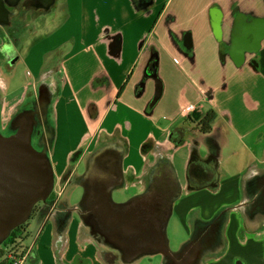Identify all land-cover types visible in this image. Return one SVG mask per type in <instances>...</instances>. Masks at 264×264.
I'll list each match as a JSON object with an SVG mask.
<instances>
[{
    "label": "crops",
    "instance_id": "crops-1",
    "mask_svg": "<svg viewBox=\"0 0 264 264\" xmlns=\"http://www.w3.org/2000/svg\"><path fill=\"white\" fill-rule=\"evenodd\" d=\"M213 6L223 13L225 38L239 12H263L261 0H62L59 9L43 17L17 65L24 64L28 77L34 74L39 86L49 88L44 111L56 129L48 147L54 176L67 169L78 151L89 156L101 137L117 135L125 152L123 188L139 183L143 191L151 173L143 172L146 144L158 146L157 153L146 154L154 159L152 166L167 161L175 174L172 156L186 149L185 177L176 175L181 193L172 205L178 212L174 238L181 242L174 250L169 245L171 252L187 247L198 254L205 247L199 264H264V43L257 71L248 66L237 70L229 60L223 69V52L210 26ZM153 56L162 96L151 106L155 82L148 79L143 88L142 82ZM46 74L51 88L41 78ZM0 81L4 135L12 117L3 115L6 82ZM188 104L198 110L184 118L181 111ZM211 110L218 117L212 131L201 134L198 124ZM57 130L67 133L70 142L55 152ZM177 130L190 133L178 147L169 140ZM192 159L217 174L214 190L219 186L216 194L221 191L224 200L188 199L205 189L188 188ZM59 201H51L49 211L42 214L46 207L32 219L26 243L32 256L25 264H108L96 242L80 235L76 216L61 210L57 217Z\"/></svg>",
    "mask_w": 264,
    "mask_h": 264
},
{
    "label": "water",
    "instance_id": "water-1",
    "mask_svg": "<svg viewBox=\"0 0 264 264\" xmlns=\"http://www.w3.org/2000/svg\"><path fill=\"white\" fill-rule=\"evenodd\" d=\"M12 1V0H11ZM17 1V0H16ZM44 10L48 11L55 0H43ZM263 12L257 14L251 9L239 12L232 20L229 35L225 38L224 16L217 6L209 11L210 26L217 42L223 45V54L219 56L220 66L224 69L228 60L239 70L248 66L252 70L259 67L258 55L264 43V0H261ZM4 4H13L8 0H0V25L7 23V13ZM33 4V2H32ZM5 11V12H4ZM16 61V60H15ZM257 71V70H256ZM142 82L152 79L155 82V94L151 106H154L162 96V84L155 69L146 74ZM1 87V83H0ZM1 89V88H0ZM37 110L15 111L10 120V130L5 135L0 134V245L17 227L30 220L36 204L41 203L39 212L46 208L47 198L54 186V173L48 158V150L43 147L38 150L32 146V133L38 119ZM176 133L172 131L171 134ZM175 135L180 134L176 133ZM169 136L176 147L182 146L184 140ZM124 150L112 145H105L95 150L86 161L85 172L78 177L79 185L85 186L96 163L99 166L115 165L114 174L117 185H102V198L98 205L99 216H93L84 209L83 192L80 201L72 205L68 202L67 216H72L69 209H75L80 225L86 229L81 234L93 239L100 247L112 250L119 255L122 262L135 264L146 257L160 256V264H180L187 254L186 251L172 253L167 238V225L172 213V205L180 197L181 188L171 165L158 161L149 175L145 190L131 200L114 203L112 192L121 189L123 182ZM111 158L112 161L108 162ZM195 165V166H193ZM192 159L186 173L187 184L192 191L202 188H216L217 174L212 170H203ZM163 169V170H160ZM160 171L159 177L154 174ZM214 173V174H213ZM102 182V181H100ZM38 212V213H39ZM225 211L223 212V214ZM61 216V214H58ZM190 240L188 246L193 247ZM176 254V255H174ZM195 257L198 254H192ZM165 258L169 260L166 262Z\"/></svg>",
    "mask_w": 264,
    "mask_h": 264
},
{
    "label": "flooded vegetation",
    "instance_id": "flooded-vegetation-1",
    "mask_svg": "<svg viewBox=\"0 0 264 264\" xmlns=\"http://www.w3.org/2000/svg\"><path fill=\"white\" fill-rule=\"evenodd\" d=\"M8 1L13 2V4H4V9L7 13V23L4 25H0V28L10 30L11 36H14L15 34H19V33L24 32L26 30L25 26L28 24V22L31 19H33V24H34V32L32 34V35H34V33L36 31L35 28H37L36 25L43 19V17L49 16L50 13L54 11L53 9H55L56 7L59 9L61 4H62V0H55L54 5L48 11H45L44 10V4L42 2L43 0H17V1L16 0H12V1L8 0ZM135 1L142 2L143 0H135ZM32 2H33V4H32ZM16 43H17V40H15V42H13V41L8 40L7 36L4 37L3 43H2V45H0V71H3L2 67L5 70H11L15 64L17 65L18 57H19L20 53L22 52V50L24 49L25 44L27 42H25L20 47H17ZM222 47H223V45L220 43V49L221 50L223 49ZM4 60L6 63L3 66L2 64H3ZM41 78H44V80L46 82H48L47 83L48 86L51 88L50 75L46 74L44 77L41 76ZM37 79H39V83L37 85H35L33 88L31 86H29V88H27V90L24 94V97L22 98L23 100L21 99L22 101L19 103L20 105L18 104L19 105L18 108L20 107L19 112L37 110L36 112L38 113V119H36V124L34 127V131L32 133V146L33 147L35 146L34 148H37L38 150H42L43 147L47 148V150H48V147L50 145L49 142L53 139V129H52V126L50 125L48 117L44 111V104H45L46 100H48V98H49V96L47 97V95L49 93V88L47 87V85L39 86L40 78L38 77ZM153 99H154V95H153L152 100ZM152 100H151V102H152ZM21 105H22V107H21ZM22 108H24V109H22ZM15 111L16 110H14V113H16ZM10 120H9L8 125H7L8 126L7 130H10V128H11L9 126ZM197 130L199 131L198 127H197ZM1 131H0V134H1ZM176 133L177 134L179 133L181 137H179L178 135H175ZM176 133L169 134V136H171V138L173 136L174 139H175L174 136H176V137L178 136L179 138L183 139L184 142L190 136L189 132L183 131V130H179V131L177 130ZM156 149H158V146H152V145L146 146V151L149 152L150 154L155 152ZM89 156H82L81 151H78L76 154H74L71 157V163L73 164V169L70 170L68 175L64 177V181L67 184L66 187L70 188L67 197L66 198L63 197V194L56 197L55 190L52 189V192L50 193L49 197L47 198V203H48L46 205L47 208L44 209L42 214L49 211V209H50L49 204L51 202L50 200H62V201H59L60 204L57 205V207L54 209V212H58V214H61V212H60L61 210H65V212H66L68 210V207H69L68 202H70V200H72L77 193H79V196L77 197L78 201L82 200L81 199L82 194H83V192H85V189L83 187H85L87 190V193L83 199L85 202L84 209L88 213L92 214L93 216H99L98 205H100L101 200H104L103 198L101 200H99L98 195H101V193H102L100 190V187L103 184L104 185L112 184V186L117 185L118 182H116V178H114V174H117V172H116L114 164L110 165V166H99L98 163H96L93 167L92 173L90 174L89 178L87 179L85 186L81 187L79 185V182H78V177H80L85 172L86 161H87ZM112 159L113 158H111L108 162H111ZM193 166H195V165H193ZM81 167H82V171L80 173ZM197 168H199V167H197ZM160 170H163V169H160ZM159 173H160V171H157L153 177L158 178ZM123 177H124V175H123ZM100 181H102V182H100ZM122 183L123 184H122L121 188H123V186H124V178H123ZM137 184H139V183H135L132 185H133V187H137V186H139ZM129 188H132V187L128 186L127 189H129ZM75 190H77V191L75 192ZM117 190H115V191H117ZM115 191L112 192L111 200H114L113 199V193ZM134 196H136V194L130 195L128 200H131L132 198H134ZM40 206H41V203H38L33 208L32 213H31V219L37 215V213L39 212ZM69 213L72 214V216H76V217L78 216L77 214H79V212L75 209H69ZM109 251L113 252L114 255H107V253H106V258H107L106 261L108 264H127V263L122 262V260L119 258V255L116 252H114L112 250H109ZM149 258L157 260L158 261L157 264H160V262H161L160 256H154V257H149ZM191 258H195V255L193 256L192 254L188 253L185 260L182 261V263H180V264H188L189 259H191ZM153 263H155V262L153 261Z\"/></svg>",
    "mask_w": 264,
    "mask_h": 264
},
{
    "label": "rangeland",
    "instance_id": "rangeland-1",
    "mask_svg": "<svg viewBox=\"0 0 264 264\" xmlns=\"http://www.w3.org/2000/svg\"><path fill=\"white\" fill-rule=\"evenodd\" d=\"M56 9H57V7L53 10H56ZM57 18H58L57 16H54L53 21H56ZM50 19H51V17L48 18V20H50ZM40 22L36 25L37 27L39 26ZM25 27H26V30L24 32L19 33V34H15L14 36L10 35V30L0 28V45H2L5 36H7L8 40H10V41L15 42V40H17V43H16L17 47L22 46L25 42H28V41L33 42L34 41V37L32 35L34 32L33 19H31ZM66 28H70L69 24L66 25ZM63 29H65V28H63ZM63 29L57 30L54 34L61 32ZM44 36H45V34H44ZM25 48H26V44H25V47L21 53H24ZM5 63L6 62L4 60L2 65L4 66ZM25 71H26V69L24 67V64L20 65V66L15 64L13 66L11 72L6 71L4 68H3V72L0 71L1 72L0 79L3 80L4 82H6L4 111H3L4 116L8 115V116L13 117L15 115L14 110L19 111L20 107L18 108L17 105L22 99V96H23V93L25 90V85L27 83L29 84L28 88H29V86H31L33 88L35 85H37L39 83V79H37L34 74H32L30 77H28L27 71H26V74H25ZM9 80L11 82L8 84ZM0 83H2V82L0 81ZM3 94H4V92L0 89V105L4 99ZM261 101H262V103H264V93L261 94ZM21 107H22V105H21ZM10 109L13 112L12 111L10 112L9 111ZM22 109H24V108H22ZM261 113H264V105H263V110ZM96 115H97V112H94V113L92 112V114H91L92 117H95ZM10 119H12V118H10ZM8 120L9 119H7V122H8ZM3 126H6V124L2 125V127ZM54 130L56 131V129H54ZM59 130H60V128H59ZM55 131H53V132H55ZM7 132H8V130L5 133H7ZM57 132H58V134L55 137L54 144H53V151H55V152H58L61 148L65 149L67 147L68 143L70 142V140H68L67 133H64V132L58 131V130H57ZM116 137H118V136L116 135V136H111V137H101L99 142L94 146L93 151L101 149L105 145L106 146L112 145L113 147H117L119 145V147L123 148V150H124L123 142L118 140V138H116ZM86 146H88V142L86 143ZM146 146H147V144L145 145L143 152H142L143 158H144L143 172L145 175H148L150 173L152 167H153L152 165H153L154 159L151 158L149 155L146 156V154H147ZM93 151L91 150V152H93ZM91 152H89V154ZM154 153H157V152H154ZM186 154H187V151H186V149H184V150L178 151L176 154H173V156H172V164L174 166V169L177 173L176 175L178 176V178L179 177H181V178L185 177L186 163L184 164L183 159H184V156ZM202 154H203V151L200 155L202 156ZM173 157H174V160H173ZM48 158H49V155H48ZM180 158H181V161H180ZM49 160H50V158H49ZM123 168H124V162H123ZM54 169L55 168L52 166L53 173H55ZM72 169H73V164L71 163V158H70L67 169L62 173H57V175L54 177V185L55 186L53 187V189L55 190L56 197H58L61 194H63V197H65V198L67 197L70 188L66 187L67 184L64 181V177L67 176L68 173L70 172V170H72ZM81 171H82V167L80 168V173H81ZM142 188L144 189V186H137L135 188H129V189L121 188L120 190H117L113 193V199H114L113 202L114 203H123L126 200H128L130 195H133L136 193H141ZM219 189H220L219 186L216 190H214V188H205L199 192L194 193L188 199L189 200H224L225 198L223 197V193L221 191L218 194H216V192H218ZM76 191L77 190H75V192ZM78 196H79V193H77L74 196V198L72 200H70V204L76 203L78 201V199H77ZM184 198H186V196ZM50 201H53V200H50ZM177 229H178V212L175 211V209L173 208L172 216L168 222L167 231H166L167 232V238L169 241V245H170V248L172 250H174L175 247L177 245H179V243L181 242V240L175 241V238H174V232H176ZM83 231H84V233H86V229H84L83 226L80 225V235L84 234ZM29 240L26 243L30 242ZM26 243L24 245H20V246L16 247V249L14 250L16 252H14L12 254L13 256H11V257H10V254L13 251V249H12V247L8 248V250H6V253L3 254L4 256L2 257L1 261H3L4 259H7L10 262V259L12 261L13 257H16L18 254H22L23 251L28 249V247L26 246ZM95 246L100 247V245H97V244ZM100 249L103 252L107 253V255H114V253L110 252L109 249L101 248V247H100ZM28 259H30V256L28 257ZM106 260H107V258H106ZM75 261L78 262L79 259H76ZM153 261L155 263H153ZM85 262L88 263V261H85ZM157 262L158 261L155 259H150L149 257H146V258L139 260L137 262V264H152V263L157 264Z\"/></svg>",
    "mask_w": 264,
    "mask_h": 264
},
{
    "label": "trees",
    "instance_id": "trees-1",
    "mask_svg": "<svg viewBox=\"0 0 264 264\" xmlns=\"http://www.w3.org/2000/svg\"><path fill=\"white\" fill-rule=\"evenodd\" d=\"M136 12L141 13L139 10H137L136 6L134 9ZM222 51V50H221ZM222 54V52H221ZM155 56H153V59L151 61L150 67L147 70L148 74H151L154 69H155ZM217 114L215 111L211 110L209 112L206 113V115L204 116V118L199 122L198 124V129L199 132L201 134H209L212 130V126L214 124V122L217 119ZM33 219V218H32ZM31 217L30 220L28 222H26L25 224L17 227L15 230H13L9 237L1 244L0 246V264H11V259L10 262L7 259H4L3 261H1L2 257L4 256L3 254L6 253V250H8V248L12 247L13 251L10 254V257L13 256L12 254L16 251H14L16 249V247L20 246V245H24L30 238H31V233L29 231L30 228V223L32 221ZM22 251V250H21ZM32 256V253H30V257ZM57 260L60 262L59 257L57 258Z\"/></svg>",
    "mask_w": 264,
    "mask_h": 264
},
{
    "label": "built area",
    "instance_id": "built-area-1",
    "mask_svg": "<svg viewBox=\"0 0 264 264\" xmlns=\"http://www.w3.org/2000/svg\"><path fill=\"white\" fill-rule=\"evenodd\" d=\"M68 95H70V93H68ZM197 110L198 105L188 104L184 108H182L181 115L182 117L186 118L197 112ZM30 253H32V251H29V249L23 251L22 254H18L16 257H13L11 264H25L28 257L30 256Z\"/></svg>",
    "mask_w": 264,
    "mask_h": 264
},
{
    "label": "bare ground",
    "instance_id": "bare-ground-1",
    "mask_svg": "<svg viewBox=\"0 0 264 264\" xmlns=\"http://www.w3.org/2000/svg\"><path fill=\"white\" fill-rule=\"evenodd\" d=\"M95 243V242H94ZM186 249L187 247H184L181 251H180V255H183L186 253ZM205 249V247H199V251L200 253H198V255L195 257V258H191L189 259V263L188 264H199L200 260L204 259L206 255L205 254V251L203 250ZM202 250V251H201ZM176 255V254H174ZM169 259L168 258H165V261L167 262Z\"/></svg>",
    "mask_w": 264,
    "mask_h": 264
}]
</instances>
